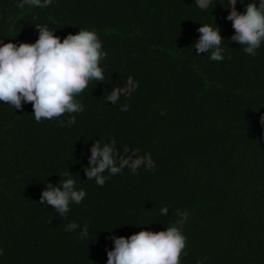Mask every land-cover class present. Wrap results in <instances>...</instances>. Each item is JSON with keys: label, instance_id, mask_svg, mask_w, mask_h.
Listing matches in <instances>:
<instances>
[{"label": "trees", "instance_id": "1", "mask_svg": "<svg viewBox=\"0 0 264 264\" xmlns=\"http://www.w3.org/2000/svg\"><path fill=\"white\" fill-rule=\"evenodd\" d=\"M20 2L0 0V43L33 44L37 26L61 41L95 30L107 56L104 80L76 97L83 112L36 122L31 103L0 101V264H107L114 237L166 230L178 212L187 213L180 264H264V41L255 56L231 41L229 0L205 10L195 0ZM251 2L237 0V12ZM201 25L218 26L222 61L196 55ZM130 76L138 87L112 105L107 96ZM113 139L117 165L138 149L155 168L125 167L103 187L88 180L91 147ZM67 172L86 196L61 217L40 197Z\"/></svg>", "mask_w": 264, "mask_h": 264}, {"label": "clouds", "instance_id": "2", "mask_svg": "<svg viewBox=\"0 0 264 264\" xmlns=\"http://www.w3.org/2000/svg\"><path fill=\"white\" fill-rule=\"evenodd\" d=\"M52 3L53 0H43V3L41 0H21L17 7H48ZM195 3L198 8L205 10L211 0H195ZM236 3L237 0H229L231 11L227 19L232 21L235 30L231 41L244 45L243 51L255 56L264 41V0H259V6L255 0L248 3L243 14L237 12ZM37 28L39 39L33 44L21 43L17 46L11 42L0 43V101L15 109H22V102L31 103L36 122L59 118L65 113L83 112V104L76 97L87 88L90 81L104 80L100 61L106 58L107 53L102 50V41L95 30L80 29L77 34H69L61 41L47 26ZM198 30L201 36L195 43L196 55L210 52L211 60L222 61L224 56L220 45L223 38L218 26L213 29L209 25H201ZM137 87L138 82H134L130 76L125 86L114 87L106 99L115 105L121 94L130 97ZM127 110V104L121 107V111ZM75 119V116H70L67 123L71 125ZM60 123L63 125L64 121ZM115 144L114 139L111 144H104L103 148L99 140L93 144L89 165L84 169L88 180L95 178L96 184L103 187L110 176L121 173L125 167L130 168L133 174L141 166L148 170L155 168L151 154L137 156L138 149H132L135 159L132 155L126 159L121 156L117 165L116 157L120 153ZM123 152L128 153L129 149L125 148ZM106 170L109 176L103 175ZM64 175L69 178L60 180L56 187L48 183V190L43 191L40 197V204L47 201L61 217L69 212L70 203L80 204L86 196L83 189H75V180L71 178L70 172ZM168 210L167 206L162 207L160 215H167ZM178 215L182 219L166 230H141L128 238L114 237L115 248L108 251L107 264H180L186 246V236L182 229L187 213L178 212ZM77 227V223L72 222L66 226L65 231H74ZM87 235L88 228L85 225L81 237ZM2 254L3 250L0 249ZM197 264H202V261Z\"/></svg>", "mask_w": 264, "mask_h": 264}]
</instances>
